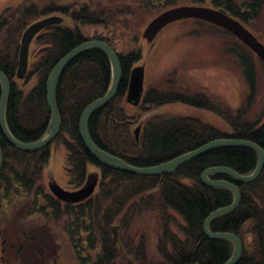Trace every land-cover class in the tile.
<instances>
[{
  "label": "trees",
  "instance_id": "1",
  "mask_svg": "<svg viewBox=\"0 0 264 264\" xmlns=\"http://www.w3.org/2000/svg\"><path fill=\"white\" fill-rule=\"evenodd\" d=\"M143 2H159L167 7H175L179 0ZM195 3L202 5L205 0ZM211 4L214 8L225 9L248 27L260 16L264 0H250L244 6L235 0H211ZM96 6L94 0L74 3L68 0H25L16 10L8 9L0 16V37H3L0 43V70L11 83L6 117L9 130L17 140L32 143L48 135L51 110L47 82L51 71L79 45L90 40H101L117 52L123 78L116 98L97 109L90 119V135L99 148L139 168L160 165L218 139H245L264 150L262 118L254 121L247 119L256 100L258 76L255 61L249 55L254 53L246 45L240 41L239 49L233 50L243 65L250 88L245 109L231 113L203 94L156 87L146 88L139 105L143 111L176 104L210 111L227 123L229 131H222L198 118L179 115L156 114L141 123V117L127 113L125 104L131 72L141 61L142 52L139 49L119 52L113 38L108 35L91 39L86 36L81 27L108 28L114 19L115 8ZM121 14H126V11L121 10ZM50 16H60L64 21L37 35L31 45L27 78L18 80L22 35L32 23ZM111 84V61L98 48L85 50L67 67L57 91L62 128L53 144L63 145L68 153L66 175L70 186L81 188L87 181L89 168L93 166L101 170L100 186L109 183L112 187L104 194H112L103 198L97 195L79 205L63 203L45 185V172L50 164L53 144L37 152H23L7 142L0 129L3 150L0 217L4 203L14 198H34L35 201L43 198L45 207L52 209L55 219L71 214L69 234L74 243L80 244L76 245L78 248H82L83 240L90 250L101 247L94 264H112L113 249L108 239L110 228L114 224L127 226L134 213L153 204L164 209V214H161L164 237L159 241L162 262L158 264H225L234 253V244L227 239L207 238L203 225L211 213L231 205L235 197L227 188L206 186L201 175L207 169L219 166L229 167L241 175H250L257 167L258 153L246 147H224L186 163L173 173L160 176L134 175L108 168L100 164L85 147L80 135V121L84 110L105 96ZM1 89L0 82V98ZM137 128H140L138 136ZM211 179L237 184L242 199L237 210L214 220L210 230L214 233H232L241 239L243 256L238 264H264V170L255 182L249 184L228 176H211ZM169 211L178 214L183 224L174 222L167 215ZM28 215L31 216L32 212ZM172 222L180 228L183 238L173 232ZM82 233H86V236ZM1 235L0 230V240ZM166 241L170 243L171 251L167 249ZM89 258L88 255L84 260Z\"/></svg>",
  "mask_w": 264,
  "mask_h": 264
},
{
  "label": "rangeland",
  "instance_id": "2",
  "mask_svg": "<svg viewBox=\"0 0 264 264\" xmlns=\"http://www.w3.org/2000/svg\"><path fill=\"white\" fill-rule=\"evenodd\" d=\"M74 2H86L87 0H68ZM197 0H179L177 6H203L214 8L211 0H205L204 4H196ZM240 6L250 0H235ZM25 0H0V16L6 10H16ZM97 8H109L115 12L111 26L108 28L102 26H84L82 32L90 39L99 35H108L114 40L116 49L119 52L141 50L142 59L136 66L143 65L146 69L145 90L148 87L160 89H176L191 94H203L208 97L215 105L225 111L234 113L247 107V99L250 88L244 74L243 65L235 49H239L240 41L236 36H230L223 28L214 24L187 19L176 21L165 27L157 38L149 43L143 38V32L148 24L157 16L168 9L166 4L156 2L155 4H146L143 0H94ZM176 7V6H175ZM126 11L122 15L121 10ZM68 25L73 26L71 23ZM248 28L254 35L264 43V6L261 9L260 16L248 25ZM3 37H0V43ZM249 53V52H248ZM255 61L258 90L253 108H251L247 119L254 121L262 118L264 122V64L257 56L249 54ZM135 66V67H136ZM125 109L130 116L141 117L140 122L153 115H179L198 118L206 123L216 126L222 131H229L227 123L213 112L191 108L185 105L176 104L153 108L143 111L140 106H133L130 103L125 104ZM51 160L45 172V185L49 189L51 179L55 180L66 190H77L69 185V178L66 175L67 156L66 149L61 144L54 143L51 146ZM97 174L102 179L101 170L91 166L89 175ZM111 189L109 183L105 186H99L91 197L103 198L107 189ZM51 192V191H50ZM36 203V204H35ZM46 201L43 198L35 201L34 198H14L5 202L1 219L0 230L1 239L25 240L35 239L33 237L34 229L36 231V240L31 241L24 247L25 254H28V261H35L36 253L41 250V244H47V250L43 252L44 258L48 264H83L82 261L90 253L92 262L99 254L97 251L89 250L88 243L83 240L82 248H78L69 234L71 220L67 215L55 219L52 209L46 208ZM44 208V209H43ZM164 209L155 207L153 204L146 209L139 210L130 218L127 226L114 224L111 238L115 240L118 249V264H158L162 262L160 255L159 241L164 237L163 222L161 214ZM32 212V215H28ZM167 215L173 218L174 222L183 224L181 217L173 211ZM174 222L171 229L180 238L183 233ZM22 225V227H21ZM21 228V229H20ZM25 229V231H21ZM33 230V231H32ZM32 231V232H31ZM22 233L24 235H22ZM29 235L30 237H27ZM86 236V233H82ZM31 238V239H30ZM85 239V238H84ZM42 241H47L43 243ZM166 245L168 250H172L169 242ZM49 248V249H48ZM143 248L146 258L143 254ZM80 250L76 252V250ZM141 252V255H139ZM78 253L85 256L79 260ZM40 255V252L37 253ZM143 256V258H138ZM4 259L0 264H11L13 259L4 254ZM141 261V262H140ZM92 262L88 264H92ZM144 262V263H142ZM27 263V261H26ZM33 264V263H32Z\"/></svg>",
  "mask_w": 264,
  "mask_h": 264
},
{
  "label": "water",
  "instance_id": "3",
  "mask_svg": "<svg viewBox=\"0 0 264 264\" xmlns=\"http://www.w3.org/2000/svg\"><path fill=\"white\" fill-rule=\"evenodd\" d=\"M194 19L214 24L230 32L246 45L252 53L264 64V43L261 42L246 26L239 20L231 17L225 10H217L203 6H176L166 10L154 18L143 32V38L152 43L160 32L176 21ZM64 19L60 16H50L32 23L23 33L19 53L18 80H25L28 75L30 63V50L34 39L39 33L46 28L54 25H60ZM98 48L105 52L111 61L112 66V84L105 96L91 103L83 112L80 121L81 139L89 153L102 165L129 174L143 176H160L175 172L186 163L203 156L211 151L230 147L239 146L255 150L258 153V164L255 171L250 175H241L237 171L225 167H212L204 171L201 175L202 182L208 187H224L231 190L234 194V202L224 208H220L211 213L205 220L203 232L209 239H227L234 244V253L231 259L225 264H238L243 256V244L241 239L232 233H214L210 230L211 223L227 213L235 211L241 204L242 194L237 184L227 180H214L211 176H228L236 181L249 184L255 182L264 170V150L256 143L245 139L225 138L210 141L196 150L178 156L177 158L157 166L148 168H139L128 164L123 159L112 155L111 153L99 148L93 141L89 123L94 112L101 106L113 101L120 89L123 71L120 58L117 52L106 42L101 40L87 41L64 56L50 73L47 82V98L51 110V121L49 124V133L39 141L32 143H23L17 140L7 124V107L10 98L11 83L9 78L0 70L1 98H0V129L7 142L18 150L23 152L40 151L55 141L62 128L61 116L57 105V91L59 82L67 67L85 50ZM146 69L143 65L136 66L130 76L126 102L133 106H139L142 102L145 92ZM140 128H137L136 134L139 135ZM3 166V150L0 143V171ZM99 176L92 174L88 176L86 183L78 190L70 191L63 188L55 180L51 179L49 189L51 193L65 204H77L90 199L98 186Z\"/></svg>",
  "mask_w": 264,
  "mask_h": 264
},
{
  "label": "flooded vegetation",
  "instance_id": "4",
  "mask_svg": "<svg viewBox=\"0 0 264 264\" xmlns=\"http://www.w3.org/2000/svg\"><path fill=\"white\" fill-rule=\"evenodd\" d=\"M214 9H217V8H214ZM217 10H225V9H217ZM226 11V10H225ZM227 12V11H226ZM227 14H229L228 12H227ZM230 15V14H229ZM231 16V15H230ZM232 17V16H231ZM234 18V17H233ZM236 19V18H235ZM240 21V20H239ZM88 179V178H87ZM101 185V181H100V178H99V182H98V186H97V188L99 187ZM97 188H96V190H97ZM78 189H80V188H78ZM77 189V190H78ZM70 191H74V190H70ZM64 203V202H63ZM83 203V202H82ZM79 204H81V203H77V204H67V205H79ZM70 217H71V214L70 215H67V219L68 220H70ZM68 225H70L69 227H71V225H72V221H70L69 223L67 222V226ZM21 227H22V225H21ZM112 228H113V226L110 228L111 229V231H112ZM21 229V228H20ZM21 231H25V229H23L22 228V230ZM33 231V230H32ZM31 231V232H32ZM36 231L38 232L39 230H36V229H34V231L32 232L33 233V237H35V239H36ZM110 231V232H111ZM22 235H24L23 233H22ZM111 233H109V235H108V239H109V241L112 243V249H113V255H112V264H118V258H119V256H118V249H117V247H116V244H115V240H113L112 238H111ZM27 237H30L29 235H27ZM31 239V238H30ZM35 239H31V240H25L24 238L22 239V240H20L19 238L18 239H15V240H13V239H11V242L10 243H8L7 242V240H3V239H1L0 240V257H1V260L2 259H4V254H6V253H8V256L10 257V258H12L13 259V262L11 261V264H48V262H47V260L44 258V260L42 259V256L41 255H44L43 254V252H45L46 250H47V247L46 246H49V245H47V244H41V250H39L37 253H39L40 252V255L39 254H37L36 253V256H35V261L33 262V260L32 261H28V259H30L29 257H27L28 256V254H25V258H24V262H21L22 261V258L24 257V255H23V253H24V247H26L27 246V244H30L31 243V241H34ZM39 241V239L38 240H36V242H38ZM35 242V241H34ZM35 242V243H36ZM43 243H47V241H42ZM37 244V243H36ZM159 248H160V246H159ZM49 249V248H48ZM89 249V248H88ZM90 250V249H89ZM80 250H76V252H79ZM94 251H97L98 253H100L101 252V247L100 246H97L96 248H95V250ZM143 254H144V257L146 258V253H145V251H144V248H143ZM89 256H91V254L89 253L88 254ZM139 255H141V252H140V254ZM138 255V258H143V256H139ZM78 258H79V260L81 261V259H84L85 258V256H81V258H80V256H79V254H78V256H77ZM87 258V257H86ZM88 260V261H87ZM87 260H83L82 261V263L83 264H88V263H90V262H92V260H91V258H89V259H87ZM26 261H27V263H26ZM94 262L95 261H93L92 262V264H94ZM141 262V261H140ZM142 263H144V262H142Z\"/></svg>",
  "mask_w": 264,
  "mask_h": 264
}]
</instances>
